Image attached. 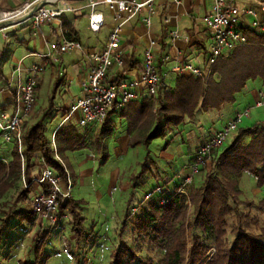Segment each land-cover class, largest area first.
I'll use <instances>...</instances> for the list:
<instances>
[{"label": "trees", "instance_id": "1", "mask_svg": "<svg viewBox=\"0 0 264 264\" xmlns=\"http://www.w3.org/2000/svg\"><path fill=\"white\" fill-rule=\"evenodd\" d=\"M71 33L69 27V36ZM246 34L247 43L220 56L210 66L208 75H178L171 89L160 87L156 96L132 101L121 109L120 117L127 121L128 144L149 146L156 138H166L187 118H194L198 110H217L226 103L234 102L235 95L246 86L248 80L260 78L264 82V35L252 30L246 31ZM0 79L6 87L7 83L1 72ZM38 89L39 84L36 90ZM53 97L52 95L49 99V109L54 107ZM46 115L47 113L24 132V160L22 161L18 148L14 146L11 160L1 164L0 195L13 187L14 181L22 174L27 188L21 192L19 199H24L31 190L34 159L40 157L57 170L60 181L67 183L68 176L71 177L72 172L64 166L63 153L65 150L86 148L88 143L85 135L72 122L62 124L54 135L56 152L62 161L56 159L54 148L45 135ZM113 128L114 123L109 114L91 143L103 160L107 154L102 139L110 135ZM245 135L249 139L242 143L241 138ZM216 154L220 175L207 173L199 186L191 185L184 194L173 192L166 197L161 195L163 198L158 195L160 198L150 201L135 219L133 230L140 243L162 250L156 263L153 258L139 254L141 245L124 244L112 252L109 264H264V234L246 229L250 219L238 206L241 194L238 179L243 172L252 175L257 186L264 185V122L239 128L231 143ZM151 162L147 158L143 165L145 171L147 163ZM57 202L58 214L64 210L71 213L73 230L79 243L82 237L85 238L83 217L78 210L83 201L74 199L69 194L58 195ZM32 214L29 210L17 209L15 203L0 219V236L12 217L30 220ZM230 216L236 219V223L231 230L233 238L228 242L226 235ZM196 228L212 235V254H208L210 246L199 235L194 234ZM50 235L51 231L44 229L40 238L33 243V258L19 260L18 264H47L50 255L46 253L45 247Z\"/></svg>", "mask_w": 264, "mask_h": 264}, {"label": "rangeland", "instance_id": "2", "mask_svg": "<svg viewBox=\"0 0 264 264\" xmlns=\"http://www.w3.org/2000/svg\"><path fill=\"white\" fill-rule=\"evenodd\" d=\"M81 34H83V28H81ZM0 44L2 43L0 42ZM63 56L65 61H68L66 59L71 57L69 53ZM74 60L76 59L74 58ZM64 64L67 63L63 62L62 66ZM57 74H54L51 68L45 71L39 87L38 108L44 107L47 102L49 103V98L52 95L54 96V94L55 98L59 100L57 88L60 80L53 83L55 75L57 76ZM247 83L250 89L254 87L264 91V82L260 78L248 80ZM252 100H250V94L244 92L237 101L231 102L229 105H240L238 108L242 109L249 107L248 104H252ZM45 110H50L48 104ZM45 110L42 109V112H45ZM263 110L264 106L259 111ZM254 111L255 108L251 110L250 115H254ZM32 114L31 111L30 117L26 121L25 131L34 124L31 123ZM64 114L63 110L58 109L56 115L48 119L45 135L51 142V145H53V141L50 139L51 130L62 119ZM250 119L251 117H244L242 119L238 128L231 131L227 140L223 143V147L231 143L237 135L239 128L244 129L254 125L256 117H254V120ZM74 124L78 131L84 133L88 145L83 149L65 150L63 153L65 158L63 160L65 161L64 166H67L72 172L70 177V194L74 199L83 201L81 208L79 207L78 210L83 217V232L85 238L82 237V240L77 243L78 241L73 230L72 215L68 210H64L60 214L57 212L54 222L41 219L33 212H31L33 214L30 220H20L15 216L9 220L0 236V264H18L19 260L33 258V243L36 239L40 238L39 236L44 229L51 231L50 238L45 247L46 253L50 255L47 264H109L112 252L124 244L133 246L141 245L142 249L139 254L142 257L153 258L156 263L162 250L140 243L136 232L133 230L135 219L140 215L143 207H147L150 201L159 199L161 195L166 197L173 192L187 193L191 185L199 186L205 179L207 173L220 175L216 159L217 152L212 153L206 159L205 163L200 166L203 169L198 170L194 174H191L190 171L194 158L189 161L188 172L192 175V182L185 186L182 191H179L177 186L183 182V178L188 172L183 174V177L179 180V184L170 189H163V187H166L168 180H165L164 176H162L163 174L156 172L158 170L157 161L158 156L170 144L169 142L166 145L167 141L170 140L169 138H164L159 149H156L155 142H152L149 146H144V144L128 145L122 152L120 151L121 153L116 154V149L114 150L113 143L108 134L102 139L106 145L107 154L106 159L103 160L102 157H99L96 148L91 145L96 130L100 127L94 129L90 128L89 125L79 126L76 123ZM187 136L185 135L186 139ZM159 139L162 140V138ZM248 139L249 136L242 137L241 142L245 143ZM4 143L0 136V146L4 145ZM116 143L119 144L118 142ZM9 146H11L9 152H0V166L2 163L6 164L11 160L10 156L14 145L9 144ZM180 146L187 154H192L191 157H194L197 149H195L194 142L183 143ZM55 147H57L56 144ZM147 158L152 162L147 163V171H145L143 165L146 163ZM183 158L188 160L187 157ZM183 158H180L178 155L176 156V159H180L181 161L184 160ZM39 171L40 161L34 159L31 169L32 180ZM242 174L241 183H239L240 180L238 179V188L241 190L238 206L240 211L250 219L248 225L245 227L248 231L256 234L262 232L264 234V185L259 187L252 175L247 172H243ZM60 185L62 190H66V182L61 181ZM26 188V182L21 174L14 181L13 187L0 195V219L5 216V213L15 203L17 209L29 210L25 200L32 192L34 185L32 184L30 192L24 199H19L21 192ZM257 189H260V191ZM160 191L161 194H158ZM161 203H164V200H161ZM234 223H236V219L233 216L228 217V234L226 235L228 242H231L233 238L231 230ZM194 234L199 235L202 241L210 246L208 254H212V235L208 231H202L200 228H196Z\"/></svg>", "mask_w": 264, "mask_h": 264}, {"label": "crops", "instance_id": "3", "mask_svg": "<svg viewBox=\"0 0 264 264\" xmlns=\"http://www.w3.org/2000/svg\"><path fill=\"white\" fill-rule=\"evenodd\" d=\"M22 1L0 0V11L13 8ZM65 3L72 5L75 10L64 12L59 18L46 22L37 29L31 27L30 23L9 28L7 33L12 37L9 40L2 33L0 35V42L2 43L0 44V72L7 83V86L4 87L2 85L3 81L0 79V84L4 87L0 91V111L11 109L13 90L26 77L27 68L30 64L38 62L44 66V71L38 81L39 87L46 70L51 68L54 74L58 73L57 76L55 75L53 83L60 80L57 88L59 100L55 98L54 94V107L52 109L45 110L48 102L44 107H37L39 89L36 90V102L32 109L33 117L31 123H35L47 113L44 118L46 128L48 126V119L54 117L58 109L67 113L70 104L82 95L81 82L90 65L88 54L91 51L100 50L105 46L107 37L115 25V20L113 19L114 13L105 5H99V9L104 13L105 21L97 33L90 31L88 26L89 9L86 7L87 0H47L45 5L56 6ZM151 6L154 12L150 15L149 25L143 20L149 14L148 8L142 9L138 15L123 25L118 49L123 55L125 65L122 69L118 67L111 68L108 72V79H139L142 73L144 50L148 46L149 41L155 39L156 44L153 47V51L160 68L161 87L169 90L174 86L176 77L179 75L174 70L176 63L191 62L198 65L206 64V53L209 45L208 32L201 25L200 20L211 9L212 0H178V2L175 0H152ZM261 16H264V13H261ZM166 18L167 22H165ZM69 27L72 30L71 36L68 34ZM81 28H83V34H81ZM172 31L178 32V36L173 40L171 39ZM74 37L81 42L83 45L82 49L60 52L49 47L51 43H61L65 39H75ZM33 53H36V55ZM67 53L71 55V59L69 58L66 59L68 61H65L63 55L66 56ZM164 55H168L166 60H162ZM63 62L67 64L62 66ZM17 68H19V71H17ZM247 84L235 95V101L244 92L250 94V100H253L252 104L248 102V105L251 107V110L255 108V114L249 116L251 117L250 120H254V117H256L254 124L263 122L264 110H259L264 105L259 107L254 105L257 100L261 98L264 100V91L254 87L250 89ZM144 97L147 96L139 89L138 97L133 101H138ZM238 107L240 105L234 106L228 103L217 110L207 112L198 110L194 118H187L167 136L171 141L167 149L158 156V170L156 171L163 174L162 176H164L165 180H168L166 187H163V189H170L179 184V180L183 177V174L189 171L188 163L191 160L192 154H187L180 145L194 142L196 149L200 144L213 136L215 132L219 131L233 117L235 111L239 109ZM42 109L45 112H42ZM120 111L110 113V119L114 123V128L109 137L113 143L114 150L116 149V154H119L120 151L122 152L129 145L127 121L125 118L120 117ZM65 123L67 121L63 122L62 117L57 125L52 128L51 140H54L56 130ZM72 123L74 124V122ZM89 127L95 129L98 126L90 125ZM185 135L191 136H187L186 139ZM244 137L248 136L245 135ZM163 140L156 138L152 141L155 142L156 149L161 147ZM10 148L9 144L4 143V145L0 146V152L7 153ZM177 155L180 158L187 157L188 160L184 158L183 161L176 159ZM36 160L40 161V159ZM241 176L239 177V183H241ZM257 190L260 191V189Z\"/></svg>", "mask_w": 264, "mask_h": 264}, {"label": "built area", "instance_id": "4", "mask_svg": "<svg viewBox=\"0 0 264 264\" xmlns=\"http://www.w3.org/2000/svg\"><path fill=\"white\" fill-rule=\"evenodd\" d=\"M47 0H23L19 5L0 11V32L6 39H11L7 33L9 28L30 23L37 29L46 22L59 18L64 12L73 11L75 8L69 4L46 6ZM56 1V0H55ZM178 2V0H175ZM152 0H87L88 26L90 31H100L105 21L104 13L99 5H105L113 11L115 25L110 31L105 46L97 51L89 52L90 65L81 82L82 95L73 101L63 122L72 121L79 126L95 125L101 127L104 119L112 112L119 111L129 102L137 99L140 89L145 96L154 97L162 84L160 68L156 62L153 47L155 39L149 41L144 50L142 73L139 79H108V72L113 67L122 69L125 65L122 53L119 51L120 33L123 25L138 15L142 9L148 8L149 14L143 18L149 25ZM264 0H212L209 12L201 17V25L208 32V50L205 65L191 62H178L174 70L179 75H192L203 77L209 73L210 66L223 55H227L236 47L247 43L246 31L252 30L264 35ZM167 22V18L165 19ZM171 39L178 36L177 31L171 32ZM50 48L60 52L82 49L83 45L77 39H65L61 43H51ZM36 55V53H33ZM164 55L162 60H166ZM19 71V68H17ZM44 71V66L38 62L32 63L27 68L26 77L18 83L13 90V104L10 110L0 111V136L7 144L18 148L22 161L24 156L23 135L31 111L36 102V88L39 77ZM4 89L0 84V91ZM261 98L255 102L256 107L263 106ZM251 107H244L235 111L233 117L204 143L200 144L194 154L191 165V174L200 170L206 159L214 152H219L231 131L238 128L244 117H249ZM264 122V121H263ZM52 147L55 158L60 160L54 140ZM41 170L32 180L34 188L25 203L29 211L49 222H54L58 212L57 196H68L71 190V180L68 176L67 191L62 190L60 177L57 170L49 166L40 157ZM67 171V169H66ZM184 176L183 182L178 186L182 191L192 182V175ZM27 187V185H26Z\"/></svg>", "mask_w": 264, "mask_h": 264}]
</instances>
